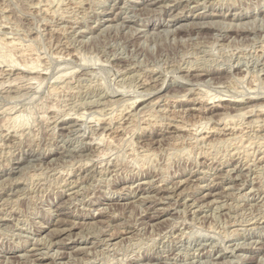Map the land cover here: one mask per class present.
Segmentation results:
<instances>
[{
    "label": "rangeland",
    "instance_id": "374dc122",
    "mask_svg": "<svg viewBox=\"0 0 264 264\" xmlns=\"http://www.w3.org/2000/svg\"><path fill=\"white\" fill-rule=\"evenodd\" d=\"M0 69V264H264V0H0Z\"/></svg>",
    "mask_w": 264,
    "mask_h": 264
},
{
    "label": "bare ground",
    "instance_id": "6f19581e",
    "mask_svg": "<svg viewBox=\"0 0 264 264\" xmlns=\"http://www.w3.org/2000/svg\"><path fill=\"white\" fill-rule=\"evenodd\" d=\"M153 1H154V0H153ZM161 1H162V0H161ZM151 2H152V1H151ZM177 2H178V1H177ZM153 3H154V2H153ZM198 4H199V3H198ZM123 5H124V4H123ZM120 7H121V6H120ZM128 9H129V8H128ZM128 9H127V10H128ZM130 11H131V10H130ZM118 12H119V11H118ZM126 13H127V12H126ZM112 14H113V13H112ZM204 14H205V13H204ZM135 16H136V15H135ZM200 16H201V15H200ZM208 16H209V15H208ZM211 17H212V16H211ZM112 18H113V17H112ZM99 19H100V18H99ZM107 19H108V18H107ZM126 20H127V19H126ZM165 22H166V21H165ZM102 23H103V22H102ZM170 23H171V22H170ZM223 23H224V22H223ZM97 24H98V23H97ZM100 24H101V23H100ZM224 24H225V23H224ZM231 24H232V23H231ZM237 24H238V23H237ZM242 24H243V23H242ZM245 25H246V24H245ZM127 26H128V25H127ZM239 26H241V25H239ZM243 26H244V24H243ZM237 27H238V26H237ZM167 28H168V27H167ZM229 28H230V27H229ZM244 28H245V27H244ZM155 29H156V28H155ZM168 30H169V29H168ZM173 30H175V29H173ZM241 30H242V29H241ZM159 31H160V30H159ZM162 31H163V30H162ZM170 31H171V30H170ZM168 32H169V31H168ZM236 32H238V31H236ZM83 34H84V33H83ZM238 35H239V34H238ZM12 41H13V40H12ZM12 41H11V42H12ZM11 42H10V43H11ZM10 43H9V44H10ZM13 43H14V42H13ZM13 43H11V44H13ZM15 43H17V42H15ZM5 44H6V43H5ZM14 47H15V45H14ZM14 47H13V48H14ZM18 48H19V47H18ZM16 49H17V48H16ZM21 49H23V48H21ZM25 50H26V49H25ZM7 56H8V55H7ZM8 57H9V56H8ZM10 62H11V61H10ZM12 62H13V61H12ZM33 64H34V63H33ZM9 65H11V64H9ZM29 65H30V64H29ZM26 67H27V66H26ZM20 68H21V67H20ZM22 68H23V67H22ZM33 68H34V66H33ZM26 69H27V68H26ZM208 69H209V68H208ZM0 70H1V69H0ZM213 70H214V69H213ZM24 72H25V71H24ZM66 72H67V71H66ZM193 72H194V71H193ZM62 73H63V72H62ZM69 73H70V72H69ZM36 74H37V73H36ZM64 74H65V73H64ZM64 74H63V75H64ZM33 75H34V73H33ZM66 75H67V74H66ZM184 75H185V74H184ZM193 75H194V74H193ZM200 75H201V73H200ZM15 76H16V75H15ZM25 76H26V75H25ZM36 76H37V75H36ZM36 76H35V77H36ZM59 76H60V74H59ZM67 76H68V75H67ZM67 76H66V77H67ZM16 77H17V76H16ZM66 77H65V78H66ZM14 78H15V77H14ZM22 78H23V77H22ZM38 78H39V77H38ZM59 78L62 79V77H59ZM67 78H68V77H67ZM157 78H158V77H157ZM163 78H164V77H163ZM185 78H186V77H185ZM30 79L32 80V79H35V78L32 77V78H30ZM63 79H64V76H63ZM158 79H159V78H158ZM182 79H183V78H182ZM187 79H188V78H187ZM16 80H17V79H16ZM56 80H57V79H56ZM59 80H60V79H59ZM151 80H152V79H151ZM154 80H155V79H154ZM154 80H153V81H154ZM166 80H167V79H166ZM29 81H30V80H29ZM37 81H38V80H37ZM160 81H161V80H160ZM207 81H208V80H207ZM8 82H9V81H8ZM18 82H19V80H18ZM66 82H67V80H66ZM66 82H65V83H66ZM191 82H192V81H191ZM27 83H28V82H27ZM145 83H146V82H144V84H145ZM173 83H174V82H173ZM0 84H1V81H0ZM4 84H6V83H4ZM14 84H15V83H14ZM24 84H25V83H24ZM148 84H149V82H148ZM148 84H147V85H148ZM157 84H158V83H157ZM9 85H10V84H9ZM12 85H13V83H12ZM60 85H62V84H60ZM154 85H156V84H154ZM13 86H14V85H13ZM18 86H20V85H18ZM24 86H25V85H24ZM62 86H63V85H62ZM22 87H23V85H22ZM26 87H27V86H26ZM53 87H54V86H53ZM57 87H58V86H57ZM64 87H65V86H64ZM148 87H149V86H148ZM55 88H56V87H55ZM61 88H62V87H61ZM57 89H58V88H57ZM58 90H59V89H58ZM58 90H57V91H58ZM148 90H149V89H148ZM54 91H55V90H54ZM160 91H161V90H160ZM188 91H189V90H188ZM140 92H141V91H140ZM207 92H208V91H207ZM186 93H187V92H186ZM208 93H210V92H208ZM150 94H151V93H150ZM153 94H154V93H153ZM164 94H165V93H164ZM200 94H201V93H200ZM214 95H215V94H214ZM136 96H137V95H136ZM168 96H169V95H168ZM197 96H198V95H197ZM200 96H201V95H200ZM205 96H206V95H205ZM207 96H208V95H207ZM210 96H211V95H210ZM217 96H218V95H217ZM217 96H216V97H217ZM169 97H170V96H169ZM185 97H186V96H185ZM198 97H199V96H198ZM211 98H213V97L211 96ZM220 98H221V97H220ZM251 98H252V97H251ZM133 99H134V98H133ZM207 99H208V97H207ZM217 99H219V98H217ZM222 99H223V98H222ZM157 100H158V99H157ZM201 100H202V99H201ZM209 100H210V99H209ZM212 100H215V99H212ZM248 100H249V99H248ZM131 101H132V100H131ZM131 101H130V102H131ZM162 101H163V100H162ZM190 101H191V100H190ZM194 101H195V100H194ZM197 101H198V100H197ZM207 101H208V100H207ZM126 102H128V101H126ZM165 102H166V101H165ZM212 102H213V101H212ZM239 102H240V101H239ZM117 103H118V102H117ZM123 103H124V102H123ZM167 103H168V102H167ZM189 103H190V102H189ZM203 103H204V101H203ZM205 103H206V102H205ZM129 104H130V103H129ZM131 104H132V103H131ZM201 104H202V103H201ZM212 104H213V103H212ZM227 105H228V104H227ZM82 107H83V106H82ZM94 107H95V105H94ZM99 107H100V106H99ZM107 107H108V106H107ZM124 107H125V106H124ZM150 107H151V106H150ZM203 107H204V106H203ZM126 108H127V107H126ZM147 108H148V107H147ZM249 108H250V107H249ZM249 108H248V109H249ZM251 108H252V107H251ZM128 109H129V108H128ZM151 109H152V108H151ZM202 109H203V108H202ZM260 109H261V108H260ZM83 110H85V109H83ZM83 110H82V111H83ZM88 110H89V109H88ZM91 110H92V109H91ZM109 110H110V109H109ZM85 111H86V110H85ZM124 111H125V110H124ZM128 111H129V110H128ZM131 111H132V110H131ZM132 112H133V111H132ZM142 112H144V111H142ZM262 112H263V111H262ZM82 113H83V112H82ZM88 114H89V113H88ZM254 114H255V113H254ZM82 115H84V114H82ZM94 115L96 116V114H94ZM97 115H98V114H97ZM99 115H100V114H99ZM108 115H109V114H108ZM113 115H114V114H113ZM113 115H112V116H113ZM139 115H140V114H139ZM143 115H144V114H143ZM79 116H80V115H79ZM85 116H86V115H85ZM261 116H262V115H261ZM101 117H102V116H101ZM142 117H143V116H142ZM89 118H90V117H89ZM89 118H88V119H89ZM92 118H94V117H92ZM95 118H96V117H95ZM103 118H104V117H103ZM9 119H10V118H9ZM83 119H84V116H83ZM88 119H87V120H88ZM97 119H98V118H97ZM100 119H101V118H100ZM12 120H13V119H12ZM17 120H18V119H17ZM73 120H74V119H73ZM90 120H91V118H90ZM112 120H113V119H112ZM255 120H256V119H255ZM260 120H261V118H260ZM260 120H259V121H260ZM91 121H92V120H91ZM100 121H101V120H100ZM106 121H107V120H106ZM208 121H209V120H208ZM96 122H97V121H96ZM98 122H99V121H98ZM75 123H76V122H75ZM100 123H101V122H100ZM105 123H106V122H105ZM60 124H61V123H60ZM70 124L72 125V123H70ZM93 124H94V123H93ZM206 124H207V123H206ZM81 125H82V124H81ZM85 125H86V124H85ZM118 125H119V124H118ZM67 126H68V125H67ZM72 126H73V125H72ZM83 126H84V125H83ZM88 126H89V125H88ZM90 126H91V125H90ZM107 126H108V125H107ZM107 126H106V127H107ZM151 126H152V125H151ZM201 126H202V125H201ZM204 126H205V125H204ZM225 126H226V125H225ZM91 127H92V126H91ZM108 127H110V126H108ZM179 127H180V126H179ZM226 127H228V126H226ZM233 127H234V126H233ZM64 128H65V127H64ZM67 128H68V127H67ZM77 128H78V127H77ZM79 128H80V127H79ZM83 128H84V127H83ZM126 128H127V127H126ZM200 128H201V127H200ZM240 128H241V127H240ZM68 129H69V128H68ZM75 129H76V128H75ZM180 129H181V128H180ZM203 129H204V128H203ZM203 129H202V130H203ZM211 129H212V128H211ZM254 129H255V128H254ZM258 129H259V128H258ZM71 130H72V129H71ZM91 130H92V129H91ZM104 130H105V129H104ZM124 130H125V129H124ZM124 130H123V131H124ZM204 130H205V129H204ZM237 130H238V129H237ZM84 131H85V130H84ZM95 131H96V130H95ZM110 131H111V130H110ZM127 131H128V130H127ZM127 131H126V132H127ZM72 132H73V131H72ZM86 132H87V131H86ZM128 132H129V131H128ZM164 132H165V131H164ZM200 132H201V131H200ZM226 132H227V131H226ZM96 133H97V132H95V134H96ZM103 133H104V132H103ZM103 133H101L102 136H104ZM230 133H231V132H230ZM232 133H233V132H232ZM239 133H240V132H238V134H239ZM72 134H73V133H72ZM92 134H93V133H92ZM95 134H94V135H95ZM84 135H85V134H84ZM88 135H89V134H88ZM195 135H196V134H195ZM77 136H78V135H77ZM91 136H92V135H91ZM235 136H237V135H235ZM100 137H101V136H100ZM114 137H115V136H114ZM238 137H239V136H238ZM238 137H237V138H238ZM240 137H241V136H240ZM242 137H243V136H242ZM244 137H245V136H244ZM101 138H102V137H101ZM103 138H104V137H103ZM83 139H84V138H83ZM87 139H88V138H87ZM95 139H96V138H95ZM230 139H231V138H230ZM253 139H254V138H253ZM96 140H97V139H96ZM107 140H108V139H107ZM109 140H110V139H109ZM149 140H150V138H149ZM237 140H238V139H237ZM245 140H246V139H245ZM250 140H251V139H250ZM241 141H242V140H241ZM247 141H248V139H247ZM76 142H77V141H76ZM76 142H75V143H76ZM78 142H79V141H78ZM89 142H90V140H89ZM93 142H94V141H93ZM97 142H99V140H98ZM97 142H96V143H97ZM101 142H102V139H101ZM248 142H249V141H248ZM252 142H253V141H252ZM79 144H80V143H79ZM101 144H102V143H101ZM209 144H210V143H209ZM82 145H83V144H82ZM99 146H100V145H99ZM65 148H66V147H65ZM72 148H73V147H72ZM63 149H64V148H63ZM75 149H76V148H75ZM81 149H82V148H81ZM99 150H100V149H99ZM69 151H70V150H69ZM74 151H75V150H74ZM99 152H100V151H99ZM261 152H262V151H261ZM68 153H69V152H68ZM104 153H105V152H104ZM64 154H65V153H64ZM97 154H100V153H97ZM72 155H73V154H72ZM81 155H82V153H81ZM261 155H262V154H261ZM24 156H25V155H24ZM82 156H83V155H82ZM102 156H104V155H102ZM102 156H101V157H102ZM96 157H97V156H96ZM80 158H81V157H80ZM83 158H84V157H83ZM81 159H82V158H81ZM260 159H261V158H260ZM82 161H83V159H82ZM86 162H87V161H86ZM83 167H84V166H83ZM8 170H9V169H8ZM229 173H230V172H229ZM79 176H80V175H79ZM217 176H218V175H217ZM75 177H76V176H75ZM185 179H186V178H185ZM220 179H221V178H220ZM80 180H81V179H80ZM172 183H173V182H172ZM166 186H167V185H166ZM174 186H175V185H174ZM167 187H168V186H167ZM156 188H157V187H156ZM159 188H160V186H159ZM126 189H127V188H126ZM146 192H147V191H146ZM174 193H175V192H174ZM168 194H169V193H168ZM156 196H157V195H156ZM169 196H171V194H170ZM148 197H149V196H148ZM167 197H168V196H167ZM143 201H144V200H143ZM110 205H111V204H110ZM169 206H170V205H169ZM0 219H1V218H0ZM119 232H120V231H119ZM123 232H124V231H123ZM176 240H177V239H176ZM180 241H181V240H180ZM50 242H51V240H50ZM198 242H199V241H198ZM50 244H52V243H50ZM197 244H198V243H197ZM172 247H173V246H172ZM234 247H236V246H234ZM163 248H164V247H163ZM224 248H225V247H224ZM226 248H227V247H226ZM158 252H159V251H158ZM198 256H199V255H198ZM53 257H54V256H53ZM214 257H215V256H214ZM148 258H149V257H148ZM28 260H29V259H28ZM163 260H164V259H163ZM30 261H31V260H30ZM149 261H150V260H149ZM168 261H169V260H168ZM18 262H19V261H18ZM164 262H165V261H164ZM145 264H146V262H145ZM149 264H150V262H149ZM155 264H156V263H155Z\"/></svg>",
    "mask_w": 264,
    "mask_h": 264
}]
</instances>
